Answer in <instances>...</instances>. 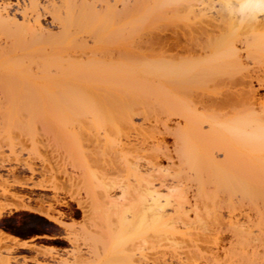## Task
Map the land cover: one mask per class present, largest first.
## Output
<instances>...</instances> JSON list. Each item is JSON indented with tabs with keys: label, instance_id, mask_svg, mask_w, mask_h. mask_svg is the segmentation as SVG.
Listing matches in <instances>:
<instances>
[{
	"label": "bare ground",
	"instance_id": "bare-ground-1",
	"mask_svg": "<svg viewBox=\"0 0 264 264\" xmlns=\"http://www.w3.org/2000/svg\"><path fill=\"white\" fill-rule=\"evenodd\" d=\"M17 2L0 0V90L8 95L0 100V127L21 120L26 124L24 111L31 108L26 114L33 119L43 110L38 106L42 102L49 126H109L115 139L104 150L110 156L104 159L105 168H96L101 175L87 169L80 152L70 150L72 158L84 162L96 204L103 199L110 205L155 210L191 205V181L199 189L209 183L237 188L243 197L249 196L247 189L256 193L258 185L264 190V100L245 83L239 89L231 83L233 91L222 101L211 103L206 93L210 79L235 75L242 68L237 43L245 31L259 35L253 47L264 54V0ZM44 14L51 18L48 28L41 22ZM21 46L31 48L26 53ZM25 55L40 76H17ZM260 75L259 90H264V69ZM39 89L46 99L35 93ZM12 91L15 96L10 97ZM16 91L30 100V107L24 106L26 99L15 103ZM95 148L93 153L102 156L101 148ZM51 217L47 214L58 224ZM11 260L0 259V264H14Z\"/></svg>",
	"mask_w": 264,
	"mask_h": 264
},
{
	"label": "rangeland",
	"instance_id": "rangeland-1",
	"mask_svg": "<svg viewBox=\"0 0 264 264\" xmlns=\"http://www.w3.org/2000/svg\"><path fill=\"white\" fill-rule=\"evenodd\" d=\"M10 1L14 4L19 1L22 6L27 4L26 0ZM44 15L41 22L49 25L51 18ZM47 24L45 26L48 28ZM242 35L237 43L242 68L235 75L210 79L206 93L211 103L225 99L233 91L230 86L234 85L231 83L239 84L238 89L240 84H252L259 97L264 100V90H259L257 82L264 69V54L254 48L260 37L251 32L246 34V31ZM253 36L255 45L252 43ZM9 47L11 49L13 46ZM23 48L21 46L23 51L28 52L31 47ZM21 49L19 52H23ZM17 50L15 46L14 52ZM28 56H22L20 61L25 69L12 65L18 70L17 76H21V80L25 76L29 78L39 73L33 65L29 68L31 60ZM1 90L2 101L6 97ZM41 91L39 89L35 93L44 100L47 94ZM27 92L26 96L31 100L34 96L29 90ZM8 94L10 97L15 96L13 91ZM29 94L33 97L28 96ZM17 95L16 104L21 103V99L27 100L26 96L21 97L18 92ZM29 99L28 102L25 100V107L31 106ZM38 106L43 109V117L40 114L42 111L36 110L39 113L30 119L27 111L31 108H27L23 115L26 124H21V120L20 124L0 127L3 128L0 129V259H12L14 264H264V190L261 186L258 185L260 189L255 187L258 189L256 193V189H247L250 197L246 198L244 195L245 199L243 192L237 188L225 189L209 183L199 189L197 182L191 181L193 183L190 182L189 185L193 187L190 188L189 195L194 200L191 205L165 206L163 210H155L156 206H145L146 209H143L139 205H110L102 202L103 199L96 204L93 199L95 188L92 190L87 184L89 182L83 164L85 162L87 169L101 175L99 170L105 168L103 166L110 158L104 150L108 140L115 139L114 132L107 128L109 126L98 128L93 124L92 127L90 123L91 128L88 123L78 122V125L72 122L71 126L68 123L66 126H49L44 119L46 102ZM104 128L114 136H110ZM59 145L64 146L61 148ZM92 148L96 152L101 148L102 156L99 157V152L93 153ZM70 150L80 152L84 162L76 156L72 158ZM89 157L93 160L89 161ZM98 164L102 166L101 169ZM95 165L98 167L94 168ZM84 173L86 179L83 178ZM16 180L18 181L15 182ZM106 181L107 179L102 180L103 183ZM88 186L91 191L86 192ZM199 190L200 194L197 193ZM32 209H36L35 212ZM47 214L58 219V224L62 225L49 221ZM66 236L70 240L63 238ZM8 238L14 241H9Z\"/></svg>",
	"mask_w": 264,
	"mask_h": 264
}]
</instances>
